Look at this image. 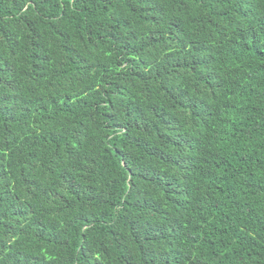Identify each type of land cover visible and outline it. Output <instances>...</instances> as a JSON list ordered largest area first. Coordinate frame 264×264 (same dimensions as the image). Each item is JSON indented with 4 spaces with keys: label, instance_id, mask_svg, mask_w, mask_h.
Listing matches in <instances>:
<instances>
[{
    "label": "trees",
    "instance_id": "16d2710c",
    "mask_svg": "<svg viewBox=\"0 0 264 264\" xmlns=\"http://www.w3.org/2000/svg\"><path fill=\"white\" fill-rule=\"evenodd\" d=\"M0 264H264V0H0Z\"/></svg>",
    "mask_w": 264,
    "mask_h": 264
}]
</instances>
